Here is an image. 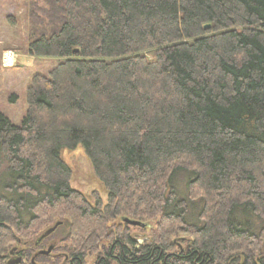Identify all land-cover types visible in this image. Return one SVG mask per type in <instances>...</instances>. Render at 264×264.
Wrapping results in <instances>:
<instances>
[{"label": "trees", "instance_id": "trees-1", "mask_svg": "<svg viewBox=\"0 0 264 264\" xmlns=\"http://www.w3.org/2000/svg\"><path fill=\"white\" fill-rule=\"evenodd\" d=\"M41 1L27 54L57 60L0 113V264L58 222L68 264L102 241L95 264H264V0ZM77 146L103 207L70 186Z\"/></svg>", "mask_w": 264, "mask_h": 264}, {"label": "rangeland", "instance_id": "rangeland-1", "mask_svg": "<svg viewBox=\"0 0 264 264\" xmlns=\"http://www.w3.org/2000/svg\"><path fill=\"white\" fill-rule=\"evenodd\" d=\"M31 2L42 4L41 0H0V113H3L16 125L21 123L25 112L26 87L32 75L35 73L46 74L57 60L36 58L27 54V10ZM7 51L12 52L13 63L6 66L3 63V54ZM61 158L71 171L70 186L81 192L90 204L94 205L99 199L101 206H105L107 191L96 176L84 149L81 146L63 149ZM114 223L124 225L120 218H117ZM145 223L149 225L144 228L140 225L128 224L130 236L139 241H146L145 238L155 227V221L149 219ZM44 232L43 229L40 236ZM66 232L65 226L56 227L40 240L42 242L40 245L35 247L32 244L29 247L10 245L11 250L7 254L6 262L20 257L22 262L19 264H68L63 241ZM173 239L174 244L179 247H186L187 243L191 241L188 236L181 235L173 237ZM110 245L111 241H102L98 253L86 256L83 264H95L99 258L103 257V250ZM49 247L51 249L47 254L39 255L40 251H46Z\"/></svg>", "mask_w": 264, "mask_h": 264}, {"label": "water", "instance_id": "water-1", "mask_svg": "<svg viewBox=\"0 0 264 264\" xmlns=\"http://www.w3.org/2000/svg\"><path fill=\"white\" fill-rule=\"evenodd\" d=\"M207 27V26H206ZM125 222L130 224V225H138L139 223L135 220H129V219H125ZM59 225V222L54 224L52 227L48 228L45 230V232L38 238V242L43 239L45 236H47L48 234H50L57 226ZM51 247H49L46 251H40V254H47L50 251ZM20 258H16L13 260H10L7 262V264H18L20 262Z\"/></svg>", "mask_w": 264, "mask_h": 264}, {"label": "built area", "instance_id": "built-area-1", "mask_svg": "<svg viewBox=\"0 0 264 264\" xmlns=\"http://www.w3.org/2000/svg\"><path fill=\"white\" fill-rule=\"evenodd\" d=\"M12 58H13V54L11 51H7L3 54V63L4 65H10L13 63L12 61Z\"/></svg>", "mask_w": 264, "mask_h": 264}]
</instances>
